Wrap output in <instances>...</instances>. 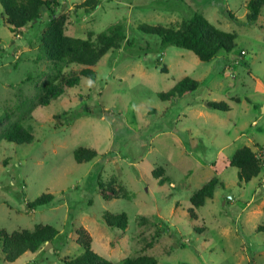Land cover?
Masks as SVG:
<instances>
[{
  "label": "rangeland",
  "instance_id": "rangeland-1",
  "mask_svg": "<svg viewBox=\"0 0 264 264\" xmlns=\"http://www.w3.org/2000/svg\"><path fill=\"white\" fill-rule=\"evenodd\" d=\"M82 1L58 0L66 34L92 31L94 38L121 21L126 38L92 66L94 79L79 76L71 86L64 80L82 64L66 59L54 69L35 58L46 9L37 24L15 33L0 5V228L11 233L47 223L58 231L13 261L0 241V264H67L82 251L80 227L92 249L115 263L147 254L159 264H264V151L253 144L264 146V4L248 23L247 0H99L89 12ZM195 10L236 33L231 50L201 60L136 28L178 27ZM184 76L198 80L194 90L160 97ZM58 86L63 91L53 97ZM209 101L229 107L214 109ZM15 123L30 142L5 138ZM244 145L260 165L248 181L229 161ZM78 146L97 154L78 162ZM99 174L129 196L103 198ZM212 177L213 195L193 206L191 195ZM42 193L53 194L48 203L28 206ZM122 211L123 228L102 219Z\"/></svg>",
  "mask_w": 264,
  "mask_h": 264
},
{
  "label": "trees",
  "instance_id": "trees-1",
  "mask_svg": "<svg viewBox=\"0 0 264 264\" xmlns=\"http://www.w3.org/2000/svg\"><path fill=\"white\" fill-rule=\"evenodd\" d=\"M98 2L99 0H83L79 6L89 12L97 6ZM58 4V0H0L4 21L15 33L20 32L19 30L27 22H30L31 25L37 24L40 10L42 7L46 9L48 20L46 27L38 34L39 42L35 58L49 62L54 69H57L60 63L66 59L83 65L75 78H66L64 80L65 86L77 84L79 76L94 79L95 71L92 66L108 50L119 48L122 41L126 38L123 31L124 24L121 21L113 23L97 32L94 38H92V31H88L86 37L68 35L64 31V17L58 15ZM263 4L264 0H247L246 19L248 23L257 20ZM228 14L232 16V13L229 12ZM136 28L142 32L158 35L161 45L174 44L190 49L201 60L211 59L220 50H231L234 47L236 37L235 32L219 29L198 10L193 12L190 19L182 21L178 27L159 23L139 22ZM161 71H166L164 66L161 67ZM197 84L198 81L196 79L184 76L176 81L168 91L159 92V95L163 99H169L193 90ZM62 91L63 87L58 86L49 93L55 97ZM208 104L216 109H225L223 101H209ZM30 137L29 132L20 123H15L5 134L7 140L19 143L30 142ZM255 146L260 149L262 145L255 143ZM96 154L97 151L95 149L86 146H78L73 151L74 158L78 162L91 160ZM255 157V151L246 145L236 149L230 157V163L238 169L237 176L239 180L248 181L258 173L260 165ZM97 179V190L103 198L129 196L124 186H114L112 181L104 182L101 180L100 174ZM216 182L217 179L212 177L195 191L190 197L192 205L199 206L204 202L205 198L211 197ZM52 196V193H42L32 202H27V204L30 207H34L37 204L48 203ZM102 219L110 227L118 226L123 228L127 222V214L124 211L118 214L104 212ZM77 231L82 251L65 259L67 264H159L156 257L147 254L134 257L126 256L119 263H115L92 249L91 238L83 227H80ZM57 232L54 226L47 223H38L32 230L22 229L11 233L0 228V241L4 258L13 261L26 250L35 251L45 241H53V237Z\"/></svg>",
  "mask_w": 264,
  "mask_h": 264
},
{
  "label": "crops",
  "instance_id": "crops-1",
  "mask_svg": "<svg viewBox=\"0 0 264 264\" xmlns=\"http://www.w3.org/2000/svg\"><path fill=\"white\" fill-rule=\"evenodd\" d=\"M191 78H192V77H191ZM196 80H197V79H196ZM197 81H198V80H197ZM197 85H198V84H197ZM195 88H196V87H195ZM195 88H194V89H195ZM194 89H193V90H194ZM189 91H192V90H189ZM189 91H187V92H185V93H183V94H181V95H179V96L176 95V96H174V97H175V98H178V97H180V96H182V95H184V94H187ZM169 99H170V98H169ZM206 107H209V106H207V104H206ZM228 107H229V106H228ZM228 107L226 106L225 109H227ZM211 108H213V107H211ZM214 109H216V108H214ZM225 109H224V110H225ZM219 110H220V109H219ZM253 142H254V143H253L254 146H255V143H258V141H256V140H253ZM248 146H249V145H248ZM230 157H231V156H230ZM254 177H255V176H252L250 179H252V178H254ZM250 179H249V180H250Z\"/></svg>",
  "mask_w": 264,
  "mask_h": 264
},
{
  "label": "built area",
  "instance_id": "built-area-1",
  "mask_svg": "<svg viewBox=\"0 0 264 264\" xmlns=\"http://www.w3.org/2000/svg\"><path fill=\"white\" fill-rule=\"evenodd\" d=\"M260 149H263V151H264V146H261V148Z\"/></svg>",
  "mask_w": 264,
  "mask_h": 264
}]
</instances>
